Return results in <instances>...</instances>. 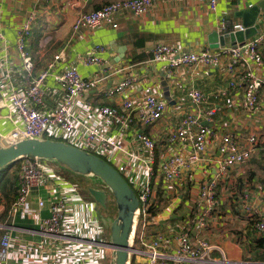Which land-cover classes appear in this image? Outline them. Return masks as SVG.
<instances>
[{
	"label": "crops",
	"instance_id": "1",
	"mask_svg": "<svg viewBox=\"0 0 264 264\" xmlns=\"http://www.w3.org/2000/svg\"><path fill=\"white\" fill-rule=\"evenodd\" d=\"M121 1L51 0L45 3L42 0H0V31L4 38L0 46V84H5L10 75L15 89L24 90L27 87L14 41L17 30L33 16L27 41V51L34 63L33 75L43 71L54 55H61L44 83L43 106L40 109L47 111L56 107L63 96L56 77L66 69L73 68L82 79H103L97 88L74 101L71 108L73 115H77L81 122L87 121L88 125H97L103 136L115 139L128 152L144 153L141 145L135 141L138 133L149 136L155 143L154 170L157 182L153 186L151 201L153 208L155 205L160 210L155 216L146 219L144 224L140 222L134 251H139L144 241L162 235L170 239L164 252L171 255L177 247L176 237L188 232L192 241L202 239L221 247L230 260L264 263V231H258L255 227L258 216L264 215V65H256L246 53H242V57L229 70L231 58L223 53L263 33L264 11L260 12L255 22V33L249 32L247 37L242 33L236 36L237 32L232 34V29L234 25H241V19L235 16L238 11L258 3L264 6V0H219L213 10L207 3L157 1L141 16L123 13L115 16L113 22L104 23L95 29H82L77 33L72 31L79 15ZM112 23L117 26L113 28ZM219 40L224 44L220 45ZM159 44L174 45L185 53L208 50L218 58L209 66L197 64L169 69L152 59V50ZM95 46L104 49L98 54L101 64L85 65L84 60L91 55ZM262 58L264 61V50ZM249 72L258 80V110L255 113L242 108L245 85L240 78ZM127 77L134 78L135 82L125 90L124 95L129 96L134 103L147 95L155 96L165 103L166 109L160 120L151 125L140 124L135 110L132 122L121 128L116 121L100 118L94 111L108 107L122 113L124 95L108 96V91ZM231 81H237L238 87L223 96ZM164 86L169 93L168 99L164 95ZM191 89L200 91L205 97L199 106H194L186 97L187 91ZM211 108L215 114L207 118L205 112ZM187 114L197 115L202 124L217 131L219 136L234 135L242 149L249 148V137L256 135L257 144L252 158L235 164L226 174L220 175L219 164L223 154L219 151V141L215 140L206 146L198 160L190 162L187 168L180 171L178 180L165 181L160 170L165 161L174 156L186 160L191 154L189 146H176L168 142L176 123ZM18 124L12 111L0 106V134L5 136L3 142L8 143V133ZM94 150L108 164L109 159L113 161L115 158L112 153H100L97 145ZM52 166L58 173L59 167ZM89 182L96 185L94 188H103L99 181L89 178ZM215 182L217 205L207 215L205 226L199 228L196 217L199 207L200 210L203 208L202 202L198 205L199 192ZM81 195L87 201L90 200ZM44 197L41 189L33 191L31 197L30 207L38 211L40 218L49 216L47 209L36 210L35 200ZM5 206L1 201L0 227H13L10 232L15 250L11 263L22 262L27 256L24 246L32 243L36 247L40 240L39 229L32 219L7 217ZM95 215L101 223L97 207ZM111 256L105 252L102 264H111ZM213 257L218 258V254L215 253ZM134 259L135 263L144 264L141 257Z\"/></svg>",
	"mask_w": 264,
	"mask_h": 264
},
{
	"label": "built area",
	"instance_id": "2",
	"mask_svg": "<svg viewBox=\"0 0 264 264\" xmlns=\"http://www.w3.org/2000/svg\"><path fill=\"white\" fill-rule=\"evenodd\" d=\"M42 1L49 3L51 0ZM157 1L169 0H123L110 3L91 13L79 15L73 23L72 31L77 33L82 29H95L104 23L113 22L115 16L123 13L141 16ZM173 1L207 3L213 10L219 0ZM33 20V16L29 17L17 30L14 41L20 68L25 73L26 89H15L10 75L5 84H0V106L10 109L19 121L18 127L14 126L9 133L16 132V137H19L16 141L49 139L100 156L95 154L97 152L94 148L97 145L100 153L114 154L113 161L107 157L110 160L109 165L125 179L139 201L134 225L135 238L138 220L144 224L146 219L151 217L149 211L153 207L151 201L153 186L157 182L154 170L155 143L149 136L138 133L135 135V141L141 145L144 153L128 152L125 146L115 139L103 136L97 125H88L87 121L81 122L77 115H73L71 108L74 101L86 92L97 88L103 80L101 77H94L90 80L82 79L73 68L66 69L56 77L59 90L63 93L56 107L47 111L40 109L43 106L44 83L55 63L61 59V55L60 53L54 55L52 62L48 63L43 71L33 75L34 63L27 51V41L31 34ZM116 26L115 23H112L113 28ZM243 31L244 28L241 25H234L232 34ZM3 40L0 31V46ZM263 50L264 31L253 40L224 50L223 53L228 54L231 58L230 70L232 65L242 57V53H246L248 59L256 65H264ZM103 51V47L95 46L91 55L83 63L85 65L101 64L98 54ZM217 58L216 54L208 50L185 53L174 45L159 44L152 50L153 61L162 63L169 69L197 64L209 66ZM240 81L245 85L242 108L255 113L258 110L256 93L258 80L249 72L240 78ZM134 82L135 79L132 77L122 79L116 86L109 89L108 96L124 95L125 90ZM237 87L238 82L231 81L222 95L226 96ZM186 97L194 106H199L205 101L203 94L196 89L187 91ZM122 109V113L108 107H101L94 111L100 118H110L119 123L121 128H124L132 122L135 110L140 124L151 125L161 119L166 107L163 101L152 95L144 96L135 103L129 96L124 95ZM214 114L213 108L205 112L207 118ZM7 118L10 119L9 116ZM215 140L219 141V151L223 154V160L219 164L220 175L226 174L235 164L250 160L257 144V136L251 135L247 143L250 147L242 149L234 135L219 136L217 131L202 124L197 115L187 114L176 123L168 137V142L176 146H189L191 154L186 160L177 156L167 159L160 167L163 179L167 182L178 180L180 171L187 168L190 162L198 160L206 146L214 143ZM18 164L16 196L8 211V216L11 219L17 216L32 219L38 226L41 237L36 243V247L32 243H27L24 246L27 256L22 262L11 263L15 250V243L10 232L13 227H0L2 231L0 264H102L105 261V252L113 255V249L108 243L103 242L106 229L96 218L95 209L98 204L94 200L84 199L79 186L58 174L51 161L25 157L20 159ZM216 185V182L211 183L199 192L198 205L203 203V208L200 210L199 207L196 217L199 228L205 226L207 215L217 205ZM40 189L44 192L45 197L35 200L36 210L47 209L49 216L45 218H40L38 211L32 210L30 207L33 191H40ZM255 227L258 231H264V215L258 216ZM176 241L177 247L174 253L168 255L164 249L170 244V239L157 235L150 241H144L141 249L133 251L132 256L141 257L144 264H259L230 260L225 256L221 247L209 244L202 239L192 241L188 232L179 234ZM53 251L60 252V254H55ZM215 253L218 254V258L213 257Z\"/></svg>",
	"mask_w": 264,
	"mask_h": 264
},
{
	"label": "water",
	"instance_id": "3",
	"mask_svg": "<svg viewBox=\"0 0 264 264\" xmlns=\"http://www.w3.org/2000/svg\"><path fill=\"white\" fill-rule=\"evenodd\" d=\"M261 11H264L262 3L238 11L235 16L241 19L244 31L237 32L235 35L242 33L247 37L249 32L255 33L253 27ZM219 43L224 44L222 40H219ZM163 88L164 95L168 99L169 93L165 86ZM4 137L0 134V169L22 158L30 157L53 161L70 173L99 180L103 188L89 187L87 192L104 209L107 202L105 189L110 192L115 202L116 217L113 219L100 217L101 224L109 231L108 245L113 249L112 264H130L134 251V225L139 201L125 179L105 160L63 142L49 139H23L5 143L3 142Z\"/></svg>",
	"mask_w": 264,
	"mask_h": 264
},
{
	"label": "trees",
	"instance_id": "4",
	"mask_svg": "<svg viewBox=\"0 0 264 264\" xmlns=\"http://www.w3.org/2000/svg\"><path fill=\"white\" fill-rule=\"evenodd\" d=\"M97 157L101 158L100 156H97ZM101 159H103V158H101ZM10 166L11 165H9L3 169H0V202L3 201L6 204L5 214L7 215V217H8V211H9V209L12 205V202L16 196V177H15V175H11L9 173L8 170H9ZM71 174H73V173H71ZM74 175H76V174H74ZM76 176H79V175H76ZM79 177L85 178L82 176H79ZM88 180H89V177H88ZM88 185H91V186H86V185L80 186V192L83 195L85 194L89 199H92L90 197L89 193L87 192V189L89 187H92V188H94V187L92 186L93 185L92 183H89ZM158 212H159V209H157L155 211L154 208L152 207L149 211V215L152 217V216H155ZM139 225H140V222L138 223V226ZM1 234H2V231L0 230V236H1ZM137 235L138 234L136 231L135 238H134V245H137V242H138ZM130 264H137V263H135L134 257L131 258Z\"/></svg>",
	"mask_w": 264,
	"mask_h": 264
},
{
	"label": "rangeland",
	"instance_id": "5",
	"mask_svg": "<svg viewBox=\"0 0 264 264\" xmlns=\"http://www.w3.org/2000/svg\"><path fill=\"white\" fill-rule=\"evenodd\" d=\"M52 163L54 165H57L53 161H52ZM18 166H19V164H18V162H16V163L12 164L8 170L11 175H15V177H16V190H17ZM58 173L61 174L62 176H64L67 180L71 181L72 183H76L79 186V190H80V186H82V185L91 186V185H88L90 183L88 180V177L81 178L79 176H76L74 174L69 173L67 170H65L64 168H61V167H59ZM94 180L99 181L97 179H94ZM92 186L96 187V185H92ZM101 187H103V186H101ZM105 191L107 194L106 208L104 209V208L100 207L99 205H97V211L99 212L100 217L102 216L104 218H112L113 219L116 217V214H117L116 205H115V202H114L113 197L111 196L110 192L107 189H105ZM84 196L86 198H88L85 194H84ZM157 209L160 210V208H157ZM157 209L154 205V210L156 211ZM138 223H139V220H138ZM103 242L109 243V231L107 229L105 230ZM134 247H135V245H134ZM112 261H113V255L111 256V262H110L111 264H112ZM246 262H248V261H246Z\"/></svg>",
	"mask_w": 264,
	"mask_h": 264
},
{
	"label": "bare ground",
	"instance_id": "6",
	"mask_svg": "<svg viewBox=\"0 0 264 264\" xmlns=\"http://www.w3.org/2000/svg\"><path fill=\"white\" fill-rule=\"evenodd\" d=\"M17 138H19V137H16V132L14 131V132L9 133L7 141H8V143H10L12 141L16 142Z\"/></svg>",
	"mask_w": 264,
	"mask_h": 264
}]
</instances>
